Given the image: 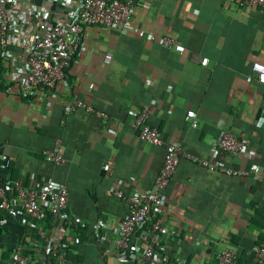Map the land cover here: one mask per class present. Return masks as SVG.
<instances>
[{"label": "crops", "instance_id": "crops-1", "mask_svg": "<svg viewBox=\"0 0 264 264\" xmlns=\"http://www.w3.org/2000/svg\"><path fill=\"white\" fill-rule=\"evenodd\" d=\"M79 1L12 0L8 12L12 31L0 49V183L38 189L50 180L66 188L67 204L60 217L0 211V264H10L15 250L28 264H221L227 248L235 252L231 264H258L247 251L264 244V85L251 63L264 64V13L232 0H129L125 26L83 29L65 82L51 91H15L10 73L23 63L28 25L38 39L47 23L68 24ZM161 35L183 51L162 45ZM73 100L106 118L84 108L66 114ZM142 107L163 144L182 152L162 191L151 260L142 257L143 228L126 248L114 244L126 205L113 192L148 191L162 164L163 144L142 141L133 129ZM219 122L247 143L250 158L216 151ZM54 148L61 165L42 156ZM197 159L240 170L255 163L257 172L228 176ZM79 231L85 238L71 250L76 260L65 253Z\"/></svg>", "mask_w": 264, "mask_h": 264}, {"label": "built area", "instance_id": "built-area-1", "mask_svg": "<svg viewBox=\"0 0 264 264\" xmlns=\"http://www.w3.org/2000/svg\"><path fill=\"white\" fill-rule=\"evenodd\" d=\"M232 1L242 7H258L264 13V0ZM11 4L12 0H3L0 4V49L6 45L12 31L8 16ZM130 9L129 0H80L68 24L47 23L38 39L33 38V29L31 25H28V35L24 41L26 49L23 63L17 70L10 73L14 81L13 89L26 94L31 93L35 88L51 91L58 82H65L66 70L79 47L83 29L89 25L125 26L130 17ZM13 40L19 42L17 37ZM158 40L162 45L172 46L178 52L183 51L182 45L174 43L173 39L167 35H161ZM104 59L107 61L109 55H104ZM206 62L205 57L200 59L201 65H205ZM251 70L255 75V81L264 85V64L252 62ZM75 108H84L101 118H106L104 113L92 109L79 100H73L71 104L65 107L64 112L68 114ZM185 115L190 119V125L195 127L196 121L193 118V111L187 110ZM146 117V107L136 111L132 123L136 137L154 145H162L163 142L158 129L148 125ZM217 127L219 132L214 147L218 153L239 154L243 158H250L251 154L247 150V143L244 140L236 137L221 122L217 124ZM163 147L162 164L148 191L123 193L117 189L113 192V195L122 199L126 205L125 213L117 222L115 247L118 250L126 248L132 233L143 228L139 236L143 243L142 257L147 260L153 258L150 237L159 230L156 213L161 204L162 191L168 184L182 155L180 147L176 144L166 142ZM42 156L46 161L56 165L64 163V158L55 148L43 150ZM196 162L209 171H217L228 176L256 174L257 172L255 163H250L246 170H240L217 167L204 159H197ZM66 204V188L50 180L38 189L23 185L18 180L0 183V211L18 209L25 216L34 219L43 217L45 214L60 217ZM247 253L258 264H264V244L252 246ZM234 257V250L227 248L219 254L218 260L221 264H231ZM9 259L10 264H28L27 257L17 250L11 252ZM59 264H65V262L61 260Z\"/></svg>", "mask_w": 264, "mask_h": 264}, {"label": "trees", "instance_id": "trees-1", "mask_svg": "<svg viewBox=\"0 0 264 264\" xmlns=\"http://www.w3.org/2000/svg\"><path fill=\"white\" fill-rule=\"evenodd\" d=\"M84 238H85V231H79V235L77 237L76 242L74 244H69L68 245V248H67V251L65 253V256L69 255V256L73 257L74 259L79 260L80 257L78 255H76V254H71V250L76 249L77 244H79Z\"/></svg>", "mask_w": 264, "mask_h": 264}]
</instances>
